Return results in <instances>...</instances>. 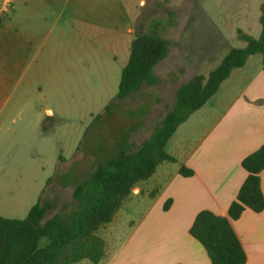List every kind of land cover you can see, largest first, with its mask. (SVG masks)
<instances>
[{"label":"rangeland","instance_id":"374dc122","mask_svg":"<svg viewBox=\"0 0 264 264\" xmlns=\"http://www.w3.org/2000/svg\"><path fill=\"white\" fill-rule=\"evenodd\" d=\"M38 1L14 2L0 47V216L7 218H24L41 196L52 204L45 218L72 205L73 187L114 149L129 150L131 141L149 137L179 85L194 74L206 76L230 48L245 46L238 30L254 38L261 32L263 0H80L73 10V0H64V9ZM137 32L170 43L167 57L153 68L158 82L103 110L117 92ZM62 62L72 72L60 70ZM261 63L260 54L248 57L176 136L189 130L187 146L197 139V121L209 104L236 95ZM47 106L54 116L44 114ZM137 200L124 199L116 220L96 231L112 251L146 209L147 202Z\"/></svg>","mask_w":264,"mask_h":264},{"label":"trees","instance_id":"16d2710c","mask_svg":"<svg viewBox=\"0 0 264 264\" xmlns=\"http://www.w3.org/2000/svg\"><path fill=\"white\" fill-rule=\"evenodd\" d=\"M261 32L257 38L238 30L245 42L241 48H230L220 63L205 76L194 74L178 86L173 101L149 135L129 150L114 149V155L98 164L91 175L73 187L72 205H62L45 218L52 204L39 197L24 218L0 216V264H74L87 259L97 264L105 251L104 240L96 231L111 222L124 199L142 181L149 179L156 167L175 158L165 150L167 141L179 125L201 108L218 90L232 69L243 67L249 56H262L264 74V0L260 4ZM3 17L0 15V27ZM170 43L158 35L137 32L130 42L129 57L121 69L117 93L107 105L136 93L141 85H153L158 79L153 68L167 57ZM241 166L247 175L227 217L209 210L198 212L189 229L190 235L205 249L211 264H244L246 257L230 220H236L245 209L259 213L264 208L260 172L264 169V142L243 158ZM182 166L179 174L191 176ZM52 178L47 179V183ZM170 200L165 202L164 208ZM42 238L47 242L42 244Z\"/></svg>","mask_w":264,"mask_h":264},{"label":"crops","instance_id":"0c3cea01","mask_svg":"<svg viewBox=\"0 0 264 264\" xmlns=\"http://www.w3.org/2000/svg\"><path fill=\"white\" fill-rule=\"evenodd\" d=\"M15 1L0 0V15L3 17L0 47L5 35L4 21L10 15ZM76 1L80 0L70 2V8L64 0L38 2L44 8L68 7L73 10ZM127 33L130 36V27ZM70 62L75 65L77 58H70ZM235 69L222 83L230 78ZM60 70L72 72V67L62 62ZM218 90L179 125L167 141L165 150L175 161L160 163L154 174L139 182L125 198L138 199L139 205L142 201L147 202L146 209L136 223L129 222L127 237L116 249L112 251L104 241V255L97 264H211L205 249L190 235L189 229L196 214L202 210L227 217L228 207L247 175L241 162L264 142L262 63L253 78L236 95L226 93L209 104L197 121L201 135L187 146L192 133L185 130L179 136L176 134L180 127L209 103ZM43 110L45 115H55L51 107L47 106ZM94 148L91 150L94 151ZM88 156L95 157L92 153ZM182 166L192 170V175H180ZM259 176L264 196V169ZM135 189L138 191L135 192ZM168 200L170 203L165 209L164 204ZM117 212L109 223L116 220ZM230 223L245 253L244 264H264V208L259 213L245 209L238 219L230 220Z\"/></svg>","mask_w":264,"mask_h":264}]
</instances>
